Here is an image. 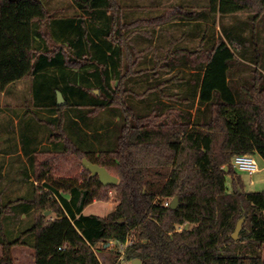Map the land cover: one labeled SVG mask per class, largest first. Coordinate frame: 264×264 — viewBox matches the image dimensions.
Instances as JSON below:
<instances>
[{
    "label": "trees",
    "instance_id": "obj_1",
    "mask_svg": "<svg viewBox=\"0 0 264 264\" xmlns=\"http://www.w3.org/2000/svg\"><path fill=\"white\" fill-rule=\"evenodd\" d=\"M71 1L80 14L54 18L40 0H0L1 89L29 77L53 78L66 99L59 107L49 94H38L36 106L59 118L50 120L56 128L51 131L53 151L38 154L22 136V149L37 180L44 182L32 200L41 212L16 240L2 239L0 264H21L17 249L30 251L22 250L32 264H102L98 246L116 242L120 247L129 240L133 243L117 254L131 264H264V192H247L231 164L243 154L264 160L263 72L254 71L252 83L237 89L230 79L238 59L231 44L237 40L222 38L203 51V63L190 61L201 50H175L156 59L152 70L145 71L156 77L178 66L194 72L187 79L180 70L134 95L129 83L143 71H134L133 58L141 57L128 47L126 32L134 23L123 20L119 0ZM210 6L219 17L257 7L259 18L264 16V0H210ZM198 16L175 7L151 21ZM68 68L83 69L81 80H72ZM182 82L185 91L168 92ZM67 107L73 113L82 109L78 117L84 119L119 111L116 143L97 153L88 135L85 147L79 146L65 132ZM85 158L106 167L118 185L105 186L91 177L83 167ZM79 169L80 178L67 176ZM111 190L119 203L113 212L103 218L84 215ZM174 197L179 203L172 209ZM50 211L56 217L46 221ZM244 216L236 241L233 232ZM185 225L193 227L180 230ZM28 236H34L33 244Z\"/></svg>",
    "mask_w": 264,
    "mask_h": 264
},
{
    "label": "rangeland",
    "instance_id": "obj_2",
    "mask_svg": "<svg viewBox=\"0 0 264 264\" xmlns=\"http://www.w3.org/2000/svg\"><path fill=\"white\" fill-rule=\"evenodd\" d=\"M40 1L54 18L76 17L80 14L71 0ZM119 4L124 11L123 20L134 23V27L126 32L129 35L128 47L135 50L137 54L140 53L138 57H141L133 58L136 60L134 71H143L135 75L134 80L129 83V88L134 95H141L151 85L160 81L170 80L180 70L184 71L187 79L194 72L189 66H178L169 74L162 71L156 77L153 72H145L152 70L156 59H163L175 50L178 52L183 49L201 50L200 55L191 57L190 61L193 64L203 63L205 60L203 51L222 38L230 43V38L237 40L235 45L231 44V47L238 59L230 72L231 82L237 89L252 83L255 77L254 71L264 74V16L259 18L258 7L236 15L219 17L211 12L210 0H119ZM175 7H182L200 16L192 21H184L178 17L161 24L151 21L152 18L162 16ZM52 44L54 42L49 41L50 47ZM256 56L260 61H257ZM125 70L126 65L123 68V71ZM67 71L74 81H80V77L84 74V70L79 68H68ZM185 82L180 83L181 85H171L168 92L182 93L188 87ZM56 83L58 81L53 78L42 80L29 77L12 84L5 90H2L0 86V205H2V209L0 206V242L3 238L10 241L16 240L33 226L35 218L41 212L32 200L38 197L39 190L44 187V182L37 180L35 169L22 149L24 144L22 136L27 139L29 148L36 149L38 154L55 149L56 141L52 138L51 131L56 128L51 125L50 120L59 118L56 114H50L46 109L38 108L36 104L40 102L38 94H49L50 98L55 99L57 103L58 92L63 96L64 90L62 87L58 89ZM131 100L140 103L136 98L132 97ZM70 109L67 107L64 112L66 115L65 132L79 146L85 147L88 135H91L88 141L93 144V150L97 153L101 151V148L108 149L111 144L113 146L116 143L119 136L117 130L119 111H104L98 117L86 115L84 119V117H78V111L82 109L76 108L74 113ZM85 112L83 114H86ZM193 112L196 113L195 110ZM79 129L83 133L79 132ZM254 158L259 164L260 172L254 176L244 172L238 174L242 177L247 192L261 193L264 192V160L259 155H254ZM41 160V157L38 158L39 163ZM38 167L42 171L40 164ZM82 174L83 170L79 169L68 173L67 176L80 178ZM59 175L53 173L54 177ZM228 182L230 186V181ZM115 196V191L111 190L108 196H103L89 205L84 215L93 214L101 218L108 216L119 204ZM50 199L55 198L50 197ZM45 217L46 221H50L56 217V214L51 211L46 212ZM244 218L245 224L246 217ZM192 227L193 225H185L180 230L192 229ZM25 239L31 244L35 241L34 236H28ZM22 250L28 251L17 249V255L23 258L21 264H32L31 258L27 257L28 255L24 257ZM117 252L123 254L116 242L100 245L96 249V254L102 264H131L123 256L119 257Z\"/></svg>",
    "mask_w": 264,
    "mask_h": 264
},
{
    "label": "water",
    "instance_id": "obj_3",
    "mask_svg": "<svg viewBox=\"0 0 264 264\" xmlns=\"http://www.w3.org/2000/svg\"><path fill=\"white\" fill-rule=\"evenodd\" d=\"M98 94V91L96 92ZM57 105L59 107H63L66 104L65 98L62 96L60 92L57 94ZM83 167H85L87 170L91 172V177H98L99 181L102 185L105 186H117L119 179L115 176H113L109 170L106 167H101L97 164H94L87 160L86 158L83 161ZM172 205L171 208L174 209L177 207L179 200L177 197H174L172 200ZM245 218L240 220L235 228V231L233 232V238L234 240H239L240 239V232L242 231L243 224H244ZM132 264H141V261H134Z\"/></svg>",
    "mask_w": 264,
    "mask_h": 264
},
{
    "label": "built area",
    "instance_id": "obj_4",
    "mask_svg": "<svg viewBox=\"0 0 264 264\" xmlns=\"http://www.w3.org/2000/svg\"><path fill=\"white\" fill-rule=\"evenodd\" d=\"M231 164L236 168V170L240 173H246L250 176H254L255 174L260 172L259 164L256 162L254 155L251 154H243V156H236L233 158ZM253 183V182H252ZM167 204V206H169ZM133 243L132 240L122 244L119 248L124 251L128 246Z\"/></svg>",
    "mask_w": 264,
    "mask_h": 264
},
{
    "label": "crops",
    "instance_id": "obj_5",
    "mask_svg": "<svg viewBox=\"0 0 264 264\" xmlns=\"http://www.w3.org/2000/svg\"><path fill=\"white\" fill-rule=\"evenodd\" d=\"M86 210V209H85ZM84 213H85V211H84Z\"/></svg>",
    "mask_w": 264,
    "mask_h": 264
}]
</instances>
